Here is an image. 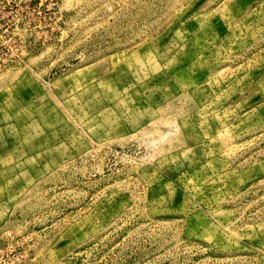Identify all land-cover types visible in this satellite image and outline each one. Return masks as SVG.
Returning <instances> with one entry per match:
<instances>
[{
	"label": "rangeland",
	"instance_id": "obj_1",
	"mask_svg": "<svg viewBox=\"0 0 264 264\" xmlns=\"http://www.w3.org/2000/svg\"><path fill=\"white\" fill-rule=\"evenodd\" d=\"M0 264H264V0H0Z\"/></svg>",
	"mask_w": 264,
	"mask_h": 264
}]
</instances>
